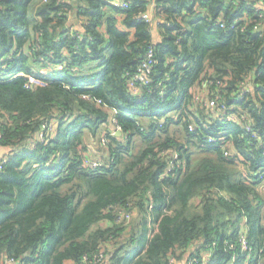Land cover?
<instances>
[{"label": "trees", "instance_id": "16d2710c", "mask_svg": "<svg viewBox=\"0 0 264 264\" xmlns=\"http://www.w3.org/2000/svg\"><path fill=\"white\" fill-rule=\"evenodd\" d=\"M33 1L0 0V264H264V10Z\"/></svg>", "mask_w": 264, "mask_h": 264}, {"label": "built area", "instance_id": "2783aa9c", "mask_svg": "<svg viewBox=\"0 0 264 264\" xmlns=\"http://www.w3.org/2000/svg\"><path fill=\"white\" fill-rule=\"evenodd\" d=\"M46 1V0H45ZM108 2L120 7V8H127L129 3L127 0H107ZM258 11H260V8L258 7ZM262 17H264V15H261ZM152 61H153V51H150L146 57V59L144 60V62L141 64V66L139 67L134 79H132L129 83V85L132 88H136L138 86V84L140 86H144L146 84H148V76L151 73V65H152ZM136 90H138L136 88ZM209 106L211 108H213L214 103L210 102ZM251 128H249L250 131ZM120 130V129H118ZM210 141H214L213 139H210ZM9 160V156L6 155L4 158H0V170H2L5 166V164L8 162ZM100 165V164H99ZM130 218L127 217V219ZM243 249H247L248 248V242L246 241V238L244 236L241 237L240 239ZM104 260V255L103 253H101L100 255H97L94 260L93 263L94 264H102ZM10 263H14V260H9L8 264ZM169 264H179L177 260L175 259H171ZM186 264H193V262L189 263V260Z\"/></svg>", "mask_w": 264, "mask_h": 264}, {"label": "crops", "instance_id": "0c3cea01", "mask_svg": "<svg viewBox=\"0 0 264 264\" xmlns=\"http://www.w3.org/2000/svg\"><path fill=\"white\" fill-rule=\"evenodd\" d=\"M40 0H34L33 1V3H32V5H31V8H30V10H31V12L32 11H35L34 9H35V7H37V3L39 2ZM68 3H70V4H72V5H74V6H76V2H77V0H66ZM154 1V0H153ZM248 1H251V2H253V3H255V5L257 6V7H259L261 10H264V0H248ZM154 8H155V6L154 5H152L150 8H149V11H148V13L151 15V16H153V13H154ZM68 16H69V20H68V26L70 27V28H72L73 30H80V31H82L84 28H83V20H81L80 19V17L78 16V13H77V10H73V11H70L69 12V14H68ZM160 20H158V19H156L155 20V22H154V27H153V41H154V43H158L160 40H161V34H160V30H159V27H158V25L160 24ZM251 90H252V86H248ZM54 126H57V123H55L54 124ZM116 132V131H115ZM115 134V133H114ZM101 139V138H100ZM100 139H98V140H100ZM93 140V139H92ZM91 140V141H92ZM92 143V142H91ZM94 144V143H93ZM95 145H98L97 146V150L95 151L94 149H93V147L91 146L90 147V150L92 151V153L94 154V155H97V157L99 156V155H101V150H102V153L103 152H105L106 151V148L102 145V144H100L98 141H97V143H95ZM90 146V145H89ZM99 149H100V151H99ZM189 258V253H186V254H184V258H183V262H184V264H185V262L187 261V259ZM179 264H181V263H179Z\"/></svg>", "mask_w": 264, "mask_h": 264}, {"label": "rangeland", "instance_id": "374dc122", "mask_svg": "<svg viewBox=\"0 0 264 264\" xmlns=\"http://www.w3.org/2000/svg\"><path fill=\"white\" fill-rule=\"evenodd\" d=\"M54 126V125H53ZM113 128V133H115V131H117L118 129L115 127V126H113L112 127ZM172 131L173 132H175L176 133V135H177V137H182V135H181V131H180V128L178 127V126H174L173 128H172ZM88 137H89V135H88ZM100 137H102V135L100 134V136H98V137H96V138H94L92 141H89V145H90V147L92 146L93 147V149L96 151L97 150V146L98 145H95V143H97V141L100 143V144H102V145H104V142H103V137L100 139V140H98V138H100ZM92 142V143H91ZM94 143V144H93ZM106 143L108 144L109 143V141H106ZM143 146V141H142V139L141 138H137V139H135V142H134V144H133V148H132V153L133 154H137L139 151H140V149H141V147ZM99 151H100V149H99ZM101 153H102V150L100 151ZM97 158V157H96ZM127 159H128V157H127ZM135 219H134V217H130V218H128L127 220H126V225H131L132 223H135ZM188 261H186L185 262V264L187 263ZM183 264H184V262H182Z\"/></svg>", "mask_w": 264, "mask_h": 264}, {"label": "water", "instance_id": "95a60500", "mask_svg": "<svg viewBox=\"0 0 264 264\" xmlns=\"http://www.w3.org/2000/svg\"><path fill=\"white\" fill-rule=\"evenodd\" d=\"M263 30L264 29L262 27H260L258 29L259 32H263ZM115 134L117 136H122L123 135L121 130H117L115 132ZM13 151H14V149L12 147H10V146H0V158H4L6 155L11 154Z\"/></svg>", "mask_w": 264, "mask_h": 264}]
</instances>
